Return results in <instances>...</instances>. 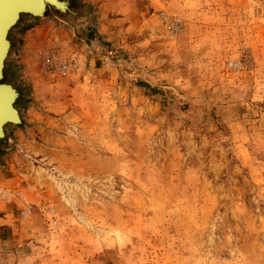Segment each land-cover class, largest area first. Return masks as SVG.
I'll list each match as a JSON object with an SVG mask.
<instances>
[{
    "label": "rangeland",
    "instance_id": "374dc122",
    "mask_svg": "<svg viewBox=\"0 0 264 264\" xmlns=\"http://www.w3.org/2000/svg\"><path fill=\"white\" fill-rule=\"evenodd\" d=\"M69 1L9 32L21 124L0 142V225L38 231H10L0 264H264V0H153L145 43ZM48 49L76 68L44 73Z\"/></svg>",
    "mask_w": 264,
    "mask_h": 264
},
{
    "label": "crops",
    "instance_id": "0c3cea01",
    "mask_svg": "<svg viewBox=\"0 0 264 264\" xmlns=\"http://www.w3.org/2000/svg\"><path fill=\"white\" fill-rule=\"evenodd\" d=\"M130 2H131L130 0H100V2H97L95 5V7L97 9L96 14H98L99 16H104V17H106V16H118L119 21H124V27H125V30H127V31H129L130 28H133V25H135L134 28L135 27L137 28V30L135 29V31L140 30V32H141L140 33V39H143V42L145 43V40H147L148 34H147V32L145 33V31H143L145 29V26H144L145 25L144 24L145 18L143 17L144 16L143 13L144 12L149 13V11H150L149 8L153 6L152 5L153 0H146V3L142 4V6H139L138 8H136L135 12H133V9L131 8ZM32 18L33 17H30V21H27L22 26V29H20L21 33L24 32V34H29L31 31L37 30V28L40 27L39 25L37 26L36 23L35 24L32 23ZM137 22H140V24L139 25L135 24ZM104 27L105 26L101 25L99 30H102V32L107 33L108 31L105 32L104 29L105 28L107 29L108 27H105V28ZM40 36H42V35H40ZM127 38L128 37H126V40H127ZM38 42H36L34 46H36V45H37L36 47L41 46L40 41H38ZM26 46H27V44H24L25 48H26ZM34 50H39V48L34 49ZM23 51H26V50H24V48H23ZM85 78H86V76L83 74L82 79H85ZM75 83H77V84H75ZM66 84L68 86L71 84V86H73L72 87L73 90L80 89V76L77 77L76 79H71L70 77L61 78L60 80H58L56 83H53L52 85L53 86H58V85L64 86ZM15 204L17 205V208H21L19 203H15ZM17 214H14L13 212H11V213L7 212V213L2 215V218H1L2 223L0 225V227H2V229L0 230V246H2L3 248L7 247V244L10 242V235H8V233L10 231H12V237L14 239H15L14 235L16 233L19 235L20 238H22V234L26 233L27 231L33 232L34 234H35V232L38 231V227H36V226H30V227H27L26 229L24 227H22L19 229V224H22L21 222L28 220V223H32L33 221H30V216H28L26 214H25V216H23L21 218L19 216V213H17ZM31 243H32V241L30 242V244ZM30 244H28V242L26 243L27 246H29ZM29 248L30 247L26 248V250L28 252H29ZM31 249H32V247H31ZM20 252H23V251H20ZM22 255H26L25 251H24V254H22ZM22 255H16V256L13 255V258L16 259V261H14V264H16L18 262H19L18 264H28V262L30 264H33L38 260H42V257L40 259H38L33 254L34 257H33V255H30V256H28V258L23 259L21 261ZM7 256L8 255L5 252L0 254V263H1V261L3 262V260L4 261L10 260V258H8Z\"/></svg>",
    "mask_w": 264,
    "mask_h": 264
},
{
    "label": "water",
    "instance_id": "95a60500",
    "mask_svg": "<svg viewBox=\"0 0 264 264\" xmlns=\"http://www.w3.org/2000/svg\"><path fill=\"white\" fill-rule=\"evenodd\" d=\"M69 5V0H0V142L5 140L6 125L21 124L15 107L19 92L11 84L4 82L5 61L11 47L9 32L22 15L43 17L51 9L64 14L69 11Z\"/></svg>",
    "mask_w": 264,
    "mask_h": 264
},
{
    "label": "built area",
    "instance_id": "2783aa9c",
    "mask_svg": "<svg viewBox=\"0 0 264 264\" xmlns=\"http://www.w3.org/2000/svg\"><path fill=\"white\" fill-rule=\"evenodd\" d=\"M76 68V61L60 51L48 49L42 54V69L46 74L68 75Z\"/></svg>",
    "mask_w": 264,
    "mask_h": 264
},
{
    "label": "bare ground",
    "instance_id": "6f19581e",
    "mask_svg": "<svg viewBox=\"0 0 264 264\" xmlns=\"http://www.w3.org/2000/svg\"><path fill=\"white\" fill-rule=\"evenodd\" d=\"M64 7V6H63ZM49 12V11H48ZM57 13V12H56ZM9 55V54H8ZM17 103V102H16Z\"/></svg>",
    "mask_w": 264,
    "mask_h": 264
}]
</instances>
